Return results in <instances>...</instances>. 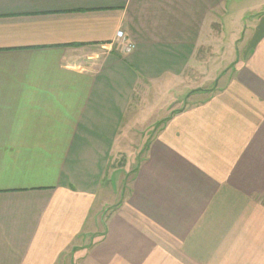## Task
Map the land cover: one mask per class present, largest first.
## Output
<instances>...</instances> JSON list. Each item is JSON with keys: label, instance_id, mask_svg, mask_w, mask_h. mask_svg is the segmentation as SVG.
<instances>
[{"label": "crops", "instance_id": "obj_1", "mask_svg": "<svg viewBox=\"0 0 264 264\" xmlns=\"http://www.w3.org/2000/svg\"><path fill=\"white\" fill-rule=\"evenodd\" d=\"M0 264H264V0H0Z\"/></svg>", "mask_w": 264, "mask_h": 264}, {"label": "rangeland", "instance_id": "obj_2", "mask_svg": "<svg viewBox=\"0 0 264 264\" xmlns=\"http://www.w3.org/2000/svg\"><path fill=\"white\" fill-rule=\"evenodd\" d=\"M227 18V17H226ZM225 17H222V24L226 25V20ZM227 27V25H226ZM227 34L228 33H224ZM207 65H204V67H206ZM235 64L233 63H219L216 65H213L210 67V69H206V75H205V79H201V82H203V80H205V82L202 83V85L200 86L202 89H211V88H217L219 82H221V78L228 74L233 68H234ZM181 85H178L177 87H175L172 90H169L167 97L170 99L173 97V101L170 104V111L172 110H177V109H181L182 107L190 104V98H192V95L195 94V92L197 91H185V93L183 95H179L181 92ZM188 92V93H187ZM186 94V95H185ZM174 95V96H173ZM164 97V96H163ZM160 98V96H159ZM169 112V111H168ZM167 110L163 109L161 112H152L153 115H155L156 118H159L160 120L162 118H164L167 115ZM140 111L138 112V115H140ZM148 114H151L148 113ZM152 114L150 115V117H152ZM160 123L156 124L153 128L145 131H141V132H145L144 133V139L146 138L145 136L149 133V131H155L158 127H159ZM141 132H139L138 134L141 136ZM136 140H139V136H137L135 138ZM129 141H131V139H129ZM133 143H128L127 145H124L125 147H132L133 149H140L141 146H137L136 148V144L131 145ZM129 150V149H128ZM126 155V154H125ZM123 155V157L125 156ZM142 155V152L140 154H130L128 155L126 158L122 157V164H124V161L126 160L129 163V168L128 169H124L121 168V170L119 172H117L116 174L112 175L111 178L107 177V182L103 183L98 189L99 191L97 192L96 198L94 199V204H93V208H92V214L93 216L102 208L100 205L101 203L104 204L103 207V211L106 210H112L114 209V207H116L119 201L122 200L124 194L126 195L127 193V189L128 186L130 184V181L132 179L133 176V171L130 173L131 168L133 169L135 167V163H137L138 160V156ZM131 165V166H130Z\"/></svg>", "mask_w": 264, "mask_h": 264}, {"label": "built area", "instance_id": "obj_3", "mask_svg": "<svg viewBox=\"0 0 264 264\" xmlns=\"http://www.w3.org/2000/svg\"><path fill=\"white\" fill-rule=\"evenodd\" d=\"M116 37L118 40L120 39V43L122 44V50L124 53H129L134 49V45L132 43H128L125 40V37L123 36V33L121 31H118L116 33Z\"/></svg>", "mask_w": 264, "mask_h": 264}]
</instances>
